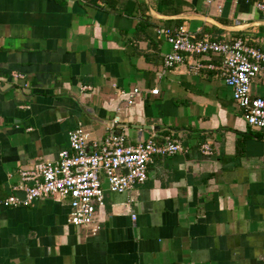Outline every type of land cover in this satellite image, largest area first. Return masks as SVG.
I'll list each match as a JSON object with an SVG mask.
<instances>
[{"label": "crops", "instance_id": "0c3cea01", "mask_svg": "<svg viewBox=\"0 0 264 264\" xmlns=\"http://www.w3.org/2000/svg\"><path fill=\"white\" fill-rule=\"evenodd\" d=\"M258 1L0 0V199L78 127L89 150L109 133L184 150L154 157L131 193L103 182L92 227L68 223V199L0 207V264H264L263 132L208 68L218 56L162 66L178 27L264 52ZM250 92L264 98L263 75Z\"/></svg>", "mask_w": 264, "mask_h": 264}, {"label": "built area", "instance_id": "2783aa9c", "mask_svg": "<svg viewBox=\"0 0 264 264\" xmlns=\"http://www.w3.org/2000/svg\"><path fill=\"white\" fill-rule=\"evenodd\" d=\"M255 7L264 17V0L256 2ZM165 36L170 52L162 60L164 71L194 56H218V67L208 68L219 72L246 125L264 134V98L252 96L250 92L251 81L256 76H264L263 51L241 38L230 42L209 36L197 39L183 27L166 30ZM138 93V89H133L126 102L132 103ZM157 93V89L150 91L151 95ZM68 139L69 151H60L55 162H40L20 171V183L12 188L11 195L0 199V207L26 208L44 198L68 199V223L74 227H92L96 208L103 207V182L111 193H131L146 181V168L154 157L184 151L177 141L170 139L161 144L147 139L128 145L123 134L112 133L89 150L87 135L81 127L70 131ZM201 148L204 154L210 153L208 146ZM19 192L24 194L23 198L17 195Z\"/></svg>", "mask_w": 264, "mask_h": 264}, {"label": "water", "instance_id": "95a60500", "mask_svg": "<svg viewBox=\"0 0 264 264\" xmlns=\"http://www.w3.org/2000/svg\"><path fill=\"white\" fill-rule=\"evenodd\" d=\"M146 2H147V0H146ZM147 5H148V2H147ZM148 9H149V7H148ZM253 25H255V24H253ZM248 26H250V25L235 26L234 28H230L229 31L238 32V31H241V30L245 29L244 27H248ZM17 195L20 196L21 198L24 197V194L22 192L17 193Z\"/></svg>", "mask_w": 264, "mask_h": 264}, {"label": "trees", "instance_id": "16d2710c", "mask_svg": "<svg viewBox=\"0 0 264 264\" xmlns=\"http://www.w3.org/2000/svg\"><path fill=\"white\" fill-rule=\"evenodd\" d=\"M105 4H106V2H105ZM237 37H235V39H236ZM227 42H230L231 41V39L230 40H226Z\"/></svg>", "mask_w": 264, "mask_h": 264}]
</instances>
